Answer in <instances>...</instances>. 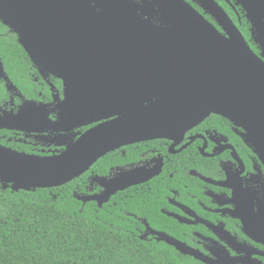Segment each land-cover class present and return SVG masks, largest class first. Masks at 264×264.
I'll return each mask as SVG.
<instances>
[{
	"label": "water",
	"instance_id": "water-1",
	"mask_svg": "<svg viewBox=\"0 0 264 264\" xmlns=\"http://www.w3.org/2000/svg\"><path fill=\"white\" fill-rule=\"evenodd\" d=\"M193 1L224 34L185 0H0V22L17 35L35 65L61 79L64 94L55 124L47 120L45 106L29 102L1 118L0 128L38 132L46 122L47 128L65 130L115 117L56 156L0 146L2 189L61 187L121 146L182 135L210 114L244 130L264 166V0H236L260 57L214 0ZM148 178L143 170L99 178L103 193L83 202L101 207L115 192ZM251 224L243 219L253 235ZM150 233L197 256L165 234Z\"/></svg>",
	"mask_w": 264,
	"mask_h": 264
},
{
	"label": "flooded vegetation",
	"instance_id": "flooded-vegetation-1",
	"mask_svg": "<svg viewBox=\"0 0 264 264\" xmlns=\"http://www.w3.org/2000/svg\"><path fill=\"white\" fill-rule=\"evenodd\" d=\"M133 1L141 4V0ZM185 1L223 33L216 20L200 5L193 0ZM214 1L239 31L240 9L241 16L249 24L250 38L257 53L243 37L260 57L262 51L251 36V24L241 5L236 0ZM220 2L232 9L237 22ZM152 20L159 24L157 16ZM8 58L16 72L25 67V74L17 81L22 85L24 81L26 90L15 85L0 57L3 68L0 119L18 114L27 103L34 102L46 107L47 120L52 124L58 122L56 106L64 98L61 79L35 65L28 55L27 60L22 55H9ZM114 118L65 130L47 128L46 122L38 126V132L0 128V146L28 155L56 156L91 128ZM132 170H143L149 178L115 192L101 207L94 200L83 202V198L103 193L99 178L109 180ZM68 184H72V197L81 205L95 204L100 209L115 206L120 217L135 219L140 224L137 229L139 237L144 241L165 243L150 233L154 231L173 238L196 253L197 256L185 255L165 243L184 263L264 264V166L245 142L244 130L222 116L210 114L182 135L121 146L97 160ZM115 200L123 202V206L133 200L138 203L136 206L131 204L128 209L117 208ZM243 219L252 223L253 235L246 232Z\"/></svg>",
	"mask_w": 264,
	"mask_h": 264
},
{
	"label": "trees",
	"instance_id": "trees-1",
	"mask_svg": "<svg viewBox=\"0 0 264 264\" xmlns=\"http://www.w3.org/2000/svg\"><path fill=\"white\" fill-rule=\"evenodd\" d=\"M237 22L235 13L220 2ZM241 17L239 29L251 49L257 51L249 24ZM9 55H27L17 36L0 22V57L15 85L25 67L16 72ZM72 184L52 189L12 191L0 184V264H187L165 243L144 241L140 224L120 217L115 206L81 205L72 197ZM117 202V208L123 202ZM125 203L123 208L137 205Z\"/></svg>",
	"mask_w": 264,
	"mask_h": 264
}]
</instances>
